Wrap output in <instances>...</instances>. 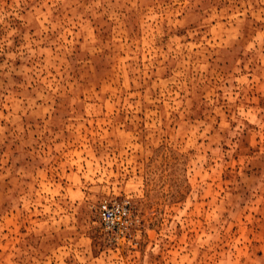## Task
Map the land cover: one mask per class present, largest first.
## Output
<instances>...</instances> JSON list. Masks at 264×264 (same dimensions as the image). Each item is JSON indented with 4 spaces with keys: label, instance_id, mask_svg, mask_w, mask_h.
Listing matches in <instances>:
<instances>
[{
    "label": "rangeland",
    "instance_id": "1",
    "mask_svg": "<svg viewBox=\"0 0 264 264\" xmlns=\"http://www.w3.org/2000/svg\"><path fill=\"white\" fill-rule=\"evenodd\" d=\"M0 264H264V0H0Z\"/></svg>",
    "mask_w": 264,
    "mask_h": 264
},
{
    "label": "built area",
    "instance_id": "2",
    "mask_svg": "<svg viewBox=\"0 0 264 264\" xmlns=\"http://www.w3.org/2000/svg\"><path fill=\"white\" fill-rule=\"evenodd\" d=\"M96 215L111 242L115 245L131 242L136 220L131 217L128 200L104 199L98 203Z\"/></svg>",
    "mask_w": 264,
    "mask_h": 264
}]
</instances>
